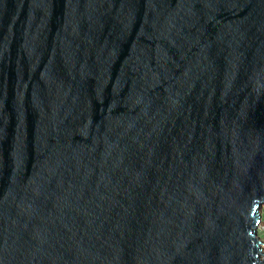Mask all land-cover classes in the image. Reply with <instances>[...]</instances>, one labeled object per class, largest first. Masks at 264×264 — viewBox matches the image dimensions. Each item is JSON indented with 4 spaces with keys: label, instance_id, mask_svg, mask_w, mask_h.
Segmentation results:
<instances>
[{
    "label": "water",
    "instance_id": "95a60500",
    "mask_svg": "<svg viewBox=\"0 0 264 264\" xmlns=\"http://www.w3.org/2000/svg\"><path fill=\"white\" fill-rule=\"evenodd\" d=\"M264 0H0V264H264Z\"/></svg>",
    "mask_w": 264,
    "mask_h": 264
},
{
    "label": "rangeland",
    "instance_id": "374dc122",
    "mask_svg": "<svg viewBox=\"0 0 264 264\" xmlns=\"http://www.w3.org/2000/svg\"><path fill=\"white\" fill-rule=\"evenodd\" d=\"M258 235L264 241V206L261 208V223L260 227L258 228ZM263 260H264V247H263Z\"/></svg>",
    "mask_w": 264,
    "mask_h": 264
},
{
    "label": "bare ground",
    "instance_id": "6f19581e",
    "mask_svg": "<svg viewBox=\"0 0 264 264\" xmlns=\"http://www.w3.org/2000/svg\"><path fill=\"white\" fill-rule=\"evenodd\" d=\"M260 227V224H259V226H258V228ZM263 241V240H262ZM264 242V241H263Z\"/></svg>",
    "mask_w": 264,
    "mask_h": 264
}]
</instances>
